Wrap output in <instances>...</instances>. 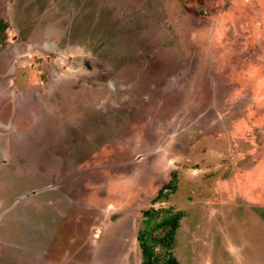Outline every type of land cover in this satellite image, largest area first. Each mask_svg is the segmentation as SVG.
Here are the masks:
<instances>
[{
    "label": "flooded vegetation",
    "instance_id": "flooded-vegetation-1",
    "mask_svg": "<svg viewBox=\"0 0 264 264\" xmlns=\"http://www.w3.org/2000/svg\"><path fill=\"white\" fill-rule=\"evenodd\" d=\"M94 1L95 5L103 2L107 6V0ZM114 1V13L120 12L116 17L121 18L119 29L125 31L116 45H124L126 35L128 40L135 34L147 35L139 43L134 40L133 48L126 50L128 55L122 53L117 60L108 58L103 42L89 43L90 34L83 28L85 23L73 28L69 15L49 20L47 9L55 0H50V6L47 4L36 19L18 16L20 25L14 27L13 15L17 16L30 2L23 1L21 10L17 11L16 0H0V23L10 24L8 28L13 27L15 32L12 41L5 39L0 44V264H146L142 249L145 240L150 246L154 226L172 218L176 222L173 231L169 223L157 229L164 230L159 239L169 240L170 247L165 249L162 243L155 244L165 249L168 260L185 215L170 208L154 213L150 208L154 207L152 203L161 200V193L175 192L177 176L170 175L162 182L150 179L151 186L145 176L156 166V161L150 159V148L158 142H168L161 139L160 134L166 130V124H175L176 136L170 151L176 160H179L178 152L186 154L201 143L195 135L202 134L205 124L201 122L205 123L208 118V130L214 124L221 128L220 131L215 129V141L233 145L254 140L252 125H248L255 115L254 110L230 118L233 112L228 105L236 100L234 92L221 102L228 104L226 109L215 103L218 92L212 88L213 84L222 81L230 87L232 65L228 66L226 75L223 70L217 71L215 63L198 66L196 94L191 102L185 101L187 67L194 66L191 58L196 47L201 50L192 32L199 24L197 15L183 10L181 13L185 14L181 16L194 17L195 26L184 27L182 31L175 26L171 36L177 40L159 43L163 49L170 50L180 45L179 49L184 50L185 55L188 53L187 58L175 60L173 67L164 71L156 70L151 67L154 61L150 60V55L144 61L137 58L140 51L156 49H150V13L141 14V9L134 15L139 0ZM207 1L187 0L195 10ZM260 1L264 0H229L225 18L210 33L213 40L221 38L222 42L226 38L225 30L237 23L235 20L241 21V27L246 30L253 20L254 4L264 11ZM244 4L245 11L241 12L238 7ZM77 5H84V1L78 0ZM129 7L132 9H127ZM56 11L65 12L57 7ZM123 14L129 17L122 20ZM81 16L78 13L73 18L80 21L84 18ZM260 19L262 24L258 29L254 25L251 29L255 41L258 36L264 41V12ZM161 31L158 28L156 36ZM183 36L186 43L193 46L188 52H185ZM92 45H95L93 50ZM17 49L22 52L18 54ZM93 51H101V55ZM237 59L240 58L234 57L232 61ZM246 66V72L257 87L247 96L255 101V106H260L264 102V73L259 76L257 67ZM193 75L190 77H195ZM218 76L223 78L218 79ZM162 77L165 79L158 84ZM189 122L192 126H189L188 136L196 140L195 143L187 141L185 130ZM258 125L263 124L258 121L255 127ZM178 127H182L179 132L175 131ZM263 133L264 129L260 130V134ZM246 150L250 153L249 148ZM261 150L254 152L255 163L264 162ZM242 152H236L231 158L243 156ZM162 156L155 160L160 163ZM173 165L178 163L173 160ZM263 172L255 165L245 181L233 179V188L243 189L234 190L237 196L260 201L264 195L261 197L259 191H255L264 184ZM252 177L253 180H249ZM157 185L159 189L153 188ZM156 188L154 198L144 203L145 190L155 191ZM253 194L259 197H252ZM158 213L160 221L152 228L153 214ZM258 218L260 220L259 215Z\"/></svg>",
    "mask_w": 264,
    "mask_h": 264
},
{
    "label": "rangeland",
    "instance_id": "rangeland-1",
    "mask_svg": "<svg viewBox=\"0 0 264 264\" xmlns=\"http://www.w3.org/2000/svg\"><path fill=\"white\" fill-rule=\"evenodd\" d=\"M5 1L8 2V0ZM23 1L27 0H16L18 7L17 11L21 10L20 4L23 3ZM28 1L30 3L27 7L23 8V11H20L17 16L16 14L13 15L11 19L13 27L14 25H20L18 16L25 17L27 20L38 18L42 9H44V7L45 9L47 8V4H49L50 0ZM79 1H84V5L78 7V0H63L62 2H60V0H55L56 5L52 4V6H50L49 4L50 9H47L50 14L49 20L52 21L54 17L58 19V16L61 17V15L64 17L69 15L72 19L71 26H73V28H77L79 24L85 23L83 28H85L86 33L90 34V36H87L89 38V43H97L98 45L103 42L106 47L108 58L117 60L122 53L128 55L129 52L126 50L133 48L134 40H136V43H139V40L147 36L135 34V36L131 38L132 40H128L127 38H129V36L126 35L123 37V41L125 42L124 45H119L118 47L116 41H118L121 35L125 34V31H123L124 29L122 28L119 29L121 18H116L119 17L117 15H119L120 12L114 13L116 9H113V7L116 5V2L114 0L106 1V5L113 9L110 10L103 2H99V6L95 5L96 1L94 0ZM228 1L229 0H209L203 7L199 6L195 10L191 2H187V0H139L137 2V7H135L136 10H134V15L140 12L141 9L143 10V8L147 9V11L142 12L141 10V14L145 12L146 14L150 13V49L156 48L155 50L137 52V58L144 61L150 55V60L153 59L154 61L151 67L163 71L169 67H173L172 64L175 60L187 58L188 53L185 55L184 50L179 49L180 45H178L176 49L170 50L166 48L163 49L159 43L162 40H164L165 43H174L177 40L175 37L171 36L173 32L172 28L175 26L181 27V31L184 27L190 28L195 26L194 17L193 19H185V17L181 16L183 10L190 11L193 15H197L200 19H196V22L199 24L196 25V30H192V32L198 40L196 43L201 50L196 47L193 53L194 55L191 58V63L194 66L192 67L191 65L187 67L189 70V80L188 85L185 87L187 89L184 95L185 101L191 102V97L196 94L197 88L195 89V86L199 83V79L195 74L198 70V66L203 64L205 67L207 63H215L217 65V71L223 70V73L226 75L228 74V66L232 65L230 78L232 81L230 85L231 88L226 82L222 81H215L213 84L212 88L215 92H218V97L214 98L215 103L217 102L218 104L224 105V109H226L228 104H226V102H221L224 97L230 96L234 92L236 100L231 105H228L233 112L232 116L230 117L229 115V117L235 118L238 117V115H246L248 111L252 110H254L255 113L250 123H248V125H252V130L254 132V140L250 143L239 141L235 142L233 145L229 143L226 145L221 140H213L216 138L214 135L216 132L215 129L217 128V130L220 131L221 128L220 126L216 127V124H214L208 130L209 124L207 121L210 119L208 118L205 123L201 122L205 124V129L201 132L202 134L195 135L196 140L201 143L193 148V150H189L186 154L178 152L177 155H179V160H176L175 155H171L170 151L172 139H175L176 136V134H174L175 124L170 123L166 124V126L164 124L166 130L160 133L161 139H168V142H158L153 149L150 148V152L152 150L150 159L156 161V166L151 168L152 171L149 173V176L144 174L148 184L151 186L150 179L152 181L160 179L162 182L168 179L167 177L170 175L177 176L175 179V192H167V194L161 193V200L152 203L154 209H150L152 211L154 210L153 212L155 213L157 212L156 210L163 211V209L170 208L173 212H181L185 215V219H182L181 225L179 226L176 239H174L175 243L172 245L171 251L172 257L178 264H264V196L260 201H258L257 198L252 201L248 200V198L243 199L238 197L237 192L234 190L238 189L239 191H243V189H241V187H236V189H234L232 181L233 179L245 181L244 178L249 175L248 171L253 170L255 165L260 166L261 170L264 171L263 160L261 163L254 162L256 159V157H254V152L257 153L258 148H262L261 151L264 152V142H262L264 140V133L263 135L260 134V130L264 129V102H262L260 106H255V101L247 96V93L250 92L251 89L255 87L253 90V92H255L257 87L246 72V64H249V66L253 68L257 67L256 73L259 76L264 73L263 37L258 36V40L255 41L253 31H251V29L253 30L252 25L258 29L262 24L260 16L264 11H261L257 5L254 4L253 14L251 16L253 20H250L251 25H248L246 30L241 27V21L235 20L237 23L231 25L228 31L225 30L226 38H223L222 42H220L221 38L213 40L210 33L214 31L218 23H222L223 18H225V10L230 4ZM260 2L264 9V1ZM97 6H99V8H97ZM210 6H212L213 9H211ZM233 6L237 10L236 3H234ZM56 7L59 11L65 12L56 13ZM244 8L245 4L239 5L238 7L241 12ZM127 9L132 8L129 7ZM78 13H81V17H84L83 19L81 18L80 21L73 18V16ZM96 15H98V17H95ZM123 15L122 20L129 17V15ZM6 17L10 18L8 16ZM234 19H236V17ZM252 21L254 23H252ZM9 25L10 24H6V29ZM13 27H9L5 31V39L12 41V35L15 34ZM158 28L162 31L160 35L156 36ZM219 29L220 28H218V30ZM247 30L250 32H247ZM254 32H256V30ZM182 39L185 52H188L193 46L186 43L184 36ZM209 42L211 45L208 44ZM94 47L95 45H92L90 49L93 50ZM118 49H120V52ZM16 51L18 54L22 52L18 49ZM211 51L213 53H211ZM93 52L95 55H101V51ZM196 52H198V54H196ZM27 53L26 55L30 54ZM234 57H239L240 59L232 61ZM171 71H173V69ZM169 73L170 72H167V74ZM192 74H194L193 76L195 77H190ZM217 78L221 79L223 76H218ZM164 79L163 77L159 79L160 82H158V84H161ZM118 83L120 84V82ZM258 84H261V80L258 81ZM113 87H115V84H113ZM206 90L209 91L207 88ZM212 113L213 111L210 112L211 116L214 115ZM193 120L191 122H193ZM258 121L263 125L255 127ZM186 124L188 130H185L187 133V141L188 143H195L196 140L193 141V138L189 139L188 136L190 133L189 126L192 125L190 122ZM259 126L261 127L260 130L258 128ZM181 128L182 127H178L175 131L179 132L178 129ZM159 143L160 145H158ZM248 148L250 149V153H247L246 149ZM240 151H243L241 153L243 156H236L235 160L231 158L236 152L239 153ZM249 154H251L252 160H248V158L251 157ZM44 155L45 152H42V156ZM161 155L163 156L159 163L155 158ZM228 158L231 159L225 163ZM173 160L178 163L175 167L173 165ZM75 162H77V160H75ZM233 174H235V176H232ZM262 178L264 180V172ZM249 180H253V177ZM155 187L159 189V185L153 186V188ZM253 189L252 187V190ZM145 191L146 193L143 198L146 200L144 203H148L149 200L151 201V199L154 198L155 193H157V188L155 191ZM258 191L262 197V195H264V184L259 187V190L256 189L255 193H258ZM164 194L166 198H164ZM259 194H253L252 197H259ZM257 204L261 206V209H259ZM140 208H142V205H140ZM258 215L260 216V220ZM153 216H155V222L153 220L151 221L152 228L156 222L160 221L161 217L159 213L153 214ZM163 234L164 230L157 231V229L153 228L151 231V238L159 239ZM138 251L136 254L137 257H139ZM153 252L155 256L159 257V263L167 259L166 251L160 245L153 246Z\"/></svg>",
    "mask_w": 264,
    "mask_h": 264
},
{
    "label": "trees",
    "instance_id": "trees-1",
    "mask_svg": "<svg viewBox=\"0 0 264 264\" xmlns=\"http://www.w3.org/2000/svg\"><path fill=\"white\" fill-rule=\"evenodd\" d=\"M5 28L6 24L1 22L0 23V44H2L6 38L5 36ZM171 226V231H173L176 228V222L172 218L164 219L161 223L156 224L154 228L158 229L164 226H167V224ZM165 239H157V238H150V246L145 240L142 249H143V255L146 260V264H158V259L156 256H154L153 252V246L157 243H162L165 249H168L170 247V241H164ZM161 264H176L175 260L170 257L168 260H163Z\"/></svg>",
    "mask_w": 264,
    "mask_h": 264
}]
</instances>
